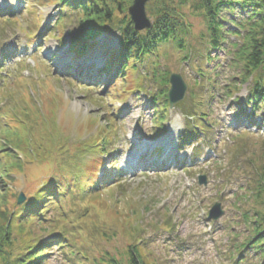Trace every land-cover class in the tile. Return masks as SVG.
I'll list each match as a JSON object with an SVG mask.
<instances>
[{"label":"rangeland","instance_id":"374dc122","mask_svg":"<svg viewBox=\"0 0 264 264\" xmlns=\"http://www.w3.org/2000/svg\"><path fill=\"white\" fill-rule=\"evenodd\" d=\"M197 2L189 0L181 9L190 26L186 37V45L191 50L189 61L183 60L182 52L168 45L160 48L155 58L156 70L153 65L150 71L142 69L147 75H141L140 83L134 73L130 79L115 82L113 79L105 88L107 76L100 73L97 78L93 70L108 64L112 50L119 49L120 30L116 26L91 40L92 46L78 57L70 44L80 32L79 22L70 11H66L60 33L55 29L60 12L58 5L0 0L3 67L0 89L11 85L17 91L21 86L18 95L0 97V109L19 104L20 97H27L26 91L32 92L41 106L57 102L55 117L69 141V148L59 153L61 147L56 146L54 156L60 161L76 158L78 162L71 160L69 164L79 167L84 163L85 171L93 170L101 180L108 175L110 163L115 161L116 185L106 187V183L92 188L101 195L91 201L76 193L63 200L71 218L86 217L83 222L98 218L100 225L104 224L85 227L82 244L90 257H100L109 251L118 259H125L128 246L140 237L146 241L143 249L151 264H254L261 260L254 256L253 248L239 249L251 236V225L244 222L243 212L251 208L253 198L245 195H249L264 171V103L256 110L247 104L249 86L248 83L239 85L232 53L240 41L234 34L238 30L236 23L247 13L237 3L223 9L226 40L221 48L209 50L205 18L203 10L196 8ZM6 15L12 18L17 15L18 20H14V25L5 23L2 18ZM201 52L210 54L212 59L200 58ZM88 63L89 68H82L99 80L97 85L75 76L82 69L79 66ZM63 67L68 70L64 71ZM77 67L79 71H75ZM165 70L180 73L188 90L183 100L169 107L167 120L159 127L154 123L153 98L154 95L158 98L170 85H163L154 71L160 74ZM135 85H140L139 90L130 91ZM230 85L239 89L231 93ZM41 91H46L44 97ZM194 95L207 109L206 130L201 132L194 127L191 134L196 135L185 141V135L190 132L188 128L197 122L188 119L186 114L193 105ZM5 120L3 117L0 122ZM107 121L115 122L118 137L111 145L112 158L102 157L105 163L97 168L98 154L85 151L81 158L74 152L78 149V140L88 141L106 134ZM135 143L140 150L132 159L130 154ZM50 157L27 163L23 171L13 174L8 183L9 202L16 200V194L28 196L52 178L56 169ZM200 175L206 176L207 184H199ZM5 188L6 185H0V194ZM121 189L124 194L119 193ZM124 195L127 197L123 199ZM117 199L121 201L117 203ZM215 202H220L224 210L217 220L208 218ZM50 214L58 215V210L53 209ZM140 225L143 227L138 231ZM102 228L110 236L114 233L116 238H101ZM135 233L139 235L137 238L132 235ZM57 254L51 257L50 264H71Z\"/></svg>","mask_w":264,"mask_h":264},{"label":"trees","instance_id":"16d2710c","mask_svg":"<svg viewBox=\"0 0 264 264\" xmlns=\"http://www.w3.org/2000/svg\"><path fill=\"white\" fill-rule=\"evenodd\" d=\"M26 1L24 0V2ZM31 1L40 4L50 2L58 5L60 12L55 29L60 30V33L62 22L67 18V10L77 17L80 32L71 41L70 49L78 57L84 55L92 46L91 40L107 31V28L116 26L120 30L119 49L112 50L108 64L98 67L102 75L114 79V82L127 77L130 79V75L135 73L140 83L141 75H147L142 72V69L150 71L151 65H153L156 70L159 50L168 45L182 52L183 60L191 59V50L186 45L190 26L181 13L183 5L189 0L150 1L147 9L153 18V26L144 31H136L127 16V8L133 0ZM119 1L122 3L124 15L117 17ZM123 3L126 5L123 6ZM235 3L241 5L247 14L236 23L238 30L234 31V34L238 35L240 41L236 43L232 52L233 60L234 65L238 68L239 85L248 83L249 86L247 104L256 110L261 103H264V0H198L196 8L203 10L208 35L206 43L209 45V50H216L221 48L226 40L221 17L222 11ZM12 13L14 12H10V14ZM2 19L5 23L14 25L18 17L16 15L12 18L6 15ZM204 57L209 61L212 59L210 54L204 55L201 52L200 58ZM1 61L0 57V73L3 72ZM201 71L202 69H200ZM154 74L160 78L163 85H166L171 72L165 70L158 74L157 71H154ZM202 75L204 74L202 73ZM1 81H3V77H0L2 86ZM114 85L115 83L112 84V86ZM139 87L140 85H135L130 91H138ZM20 88L21 86L19 90L13 91L15 88L7 85V89H0V97H11L12 93L18 95ZM189 88L190 94L193 95L191 85ZM238 89L239 86L230 87L231 93H235ZM26 93L27 97L19 98V104L0 109V119L6 118L4 122H0V185H6L5 192L0 194V264H50L51 257L56 252H58V258L64 262L70 261L71 264H151L143 249L146 241L138 237L137 233L132 234L138 238L128 246L125 259H118L109 251L100 257L87 255L82 244L85 227L90 225L103 227L104 224L100 225L98 218L88 220L90 222L82 221L86 217L71 218L63 205V200L65 201L68 195L77 194L81 197H88L91 201L101 195V192H96L92 188L106 185V183V187L116 185L118 174L114 167L115 161L110 163L108 175L102 180L93 170L86 172L84 163L79 167L69 164L71 160L78 162L76 158L60 161L58 156H54V148L61 147L59 153H64L65 149L69 148L67 145L69 141L62 134L63 131L57 122L58 118L55 117L57 102L52 106H41L37 103V98H33L32 92L26 91ZM34 93L35 96L39 95L38 91ZM45 93L46 91H41L40 94L44 97ZM153 103L156 108L154 123L161 127L167 120L170 107L168 90H162L158 98L157 95H154ZM99 105L102 107V103ZM186 114L188 119L197 122L192 128H188L190 132L185 135V141L193 137V134L196 135L195 133L191 134L195 130L194 127L201 132L206 130L204 121L208 116L205 104L202 100H197L195 95L193 96V105L188 108ZM114 123V121H107L106 134H99L98 137L88 141L78 140L79 146L74 153L78 152L81 158L85 151H87L86 154H98L96 167L98 168L100 164L104 165L105 160L102 157L112 158L111 145L118 137V129ZM73 146L75 147L76 144ZM47 156H51V161L55 162L56 171L55 174H51L52 178L43 183L35 192L25 196V202L21 205L17 202L18 194L15 195V201L9 202L11 188L8 183L12 181L13 174L19 170L23 171L28 166L27 163L33 164L42 161ZM119 187L122 185L119 184ZM119 193L124 194L125 191L121 189ZM245 196L253 198L251 208H245L243 212L244 222L251 225V236L246 244L242 243L238 248L240 250L253 248L254 256H259L261 259L260 262L254 264H264V171L260 173L257 184L251 188L249 195ZM125 197L127 196L124 195L123 199ZM119 201L121 200L117 199V203ZM53 209L58 210V215L50 214ZM86 210L88 211V209ZM134 215H138V213L134 212ZM82 223L85 224L82 225ZM142 227L137 228L138 231H141ZM100 237L111 240L115 239L116 235L113 233L110 236L103 229L100 230Z\"/></svg>","mask_w":264,"mask_h":264},{"label":"water","instance_id":"95a60500","mask_svg":"<svg viewBox=\"0 0 264 264\" xmlns=\"http://www.w3.org/2000/svg\"><path fill=\"white\" fill-rule=\"evenodd\" d=\"M151 0H133L132 3L127 8V14L133 23V27L136 31H144L150 29L153 26V20L148 14L147 5ZM118 11L122 14L124 11L122 9V3L118 2ZM169 90L168 99L170 106L183 100L185 94L188 90V84L184 80L180 73H171L169 76ZM199 184H207V179L205 175L199 176ZM25 200L23 193H20L18 197V204H22ZM224 213L220 202H215L210 208L208 213V218L217 220Z\"/></svg>","mask_w":264,"mask_h":264},{"label":"bare ground","instance_id":"6f19581e","mask_svg":"<svg viewBox=\"0 0 264 264\" xmlns=\"http://www.w3.org/2000/svg\"><path fill=\"white\" fill-rule=\"evenodd\" d=\"M95 63V62H94ZM64 68V67H63ZM76 69H79V68H76ZM85 69V68H84ZM64 71H65V68H64ZM86 74V72H85V70H83V68L80 70V72L79 73H77V75H75L76 77H78V78H81L82 80L83 79H85V78H87V80H89V81H94V82H96L95 84L97 85V83H98V81L99 80H97V78H98V76H97V78H95L94 77V75H92V73H87L86 75H87V77H85L84 75ZM99 78H101V76L99 77ZM105 83H107V81L105 82ZM140 150V146H139V144L138 143H135V149H134V151H133V153L132 154H130V156L131 157H133L132 159H134L135 157L134 156H136V154H137V152ZM141 155H143V154H141ZM140 155V156H141ZM169 158H171V157H169Z\"/></svg>","mask_w":264,"mask_h":264}]
</instances>
